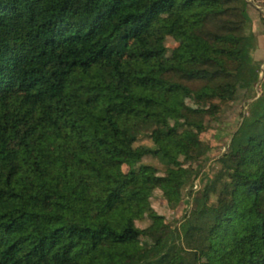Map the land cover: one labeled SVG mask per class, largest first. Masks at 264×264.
Here are the masks:
<instances>
[{"label":"trees","instance_id":"trees-1","mask_svg":"<svg viewBox=\"0 0 264 264\" xmlns=\"http://www.w3.org/2000/svg\"><path fill=\"white\" fill-rule=\"evenodd\" d=\"M246 5L0 0V264H264V97L201 172Z\"/></svg>","mask_w":264,"mask_h":264},{"label":"rangeland","instance_id":"rangeland-1","mask_svg":"<svg viewBox=\"0 0 264 264\" xmlns=\"http://www.w3.org/2000/svg\"><path fill=\"white\" fill-rule=\"evenodd\" d=\"M166 44L168 47H173L179 42V37L177 34L167 30L166 32ZM176 98L188 102L191 105H200V103L193 102L185 93H177ZM229 102L217 120H213L209 123L207 131L202 135L204 141L211 144V150L207 152V162L202 167V174L207 173L211 175L214 168L219 165L216 164V157L223 151L224 145L230 139L232 131L236 128L241 114L243 112L244 106L241 101H236L233 105ZM230 105V106H229ZM205 142V143H206ZM135 145H146L152 146V141L148 136H140L135 142ZM148 162L154 164L158 169L163 170V165L156 157H148L145 159ZM187 187L183 189V194L186 193ZM152 203L157 210L164 213L166 216L179 217L182 210V205L177 211L172 212L165 206V201L162 198L160 190H155L153 193Z\"/></svg>","mask_w":264,"mask_h":264},{"label":"crops","instance_id":"crops-1","mask_svg":"<svg viewBox=\"0 0 264 264\" xmlns=\"http://www.w3.org/2000/svg\"><path fill=\"white\" fill-rule=\"evenodd\" d=\"M246 10L250 22L244 45L247 56L239 72L243 82L230 103L233 105L237 100L243 103L238 124L250 115L252 105L264 97V0H247Z\"/></svg>","mask_w":264,"mask_h":264},{"label":"built area","instance_id":"built-area-1","mask_svg":"<svg viewBox=\"0 0 264 264\" xmlns=\"http://www.w3.org/2000/svg\"><path fill=\"white\" fill-rule=\"evenodd\" d=\"M195 187V186H194Z\"/></svg>","mask_w":264,"mask_h":264}]
</instances>
